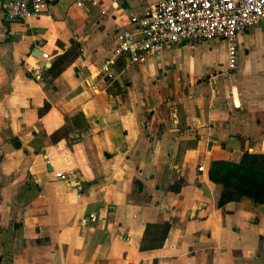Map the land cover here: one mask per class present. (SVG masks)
Segmentation results:
<instances>
[{"label":"crops","instance_id":"0c3cea01","mask_svg":"<svg viewBox=\"0 0 264 264\" xmlns=\"http://www.w3.org/2000/svg\"><path fill=\"white\" fill-rule=\"evenodd\" d=\"M4 1L0 264H264V204H218L207 175L264 154V21L238 34L234 71L212 39L117 56L105 83L114 32L158 0H58L24 20Z\"/></svg>","mask_w":264,"mask_h":264},{"label":"built area","instance_id":"2783aa9c","mask_svg":"<svg viewBox=\"0 0 264 264\" xmlns=\"http://www.w3.org/2000/svg\"><path fill=\"white\" fill-rule=\"evenodd\" d=\"M58 0H5L4 16L24 20L48 13V5ZM83 7L92 0H67ZM264 21V0H158L139 16H130L131 29H118L112 37L110 55L98 68L103 82L113 78L110 68L117 56L140 62L181 43L220 39L226 43V70L234 71L237 36ZM47 58L46 54L41 55ZM38 69V67H37ZM72 172L55 173L68 179Z\"/></svg>","mask_w":264,"mask_h":264},{"label":"trees","instance_id":"16d2710c","mask_svg":"<svg viewBox=\"0 0 264 264\" xmlns=\"http://www.w3.org/2000/svg\"><path fill=\"white\" fill-rule=\"evenodd\" d=\"M207 175L212 183L221 188L218 204L242 197L258 205L264 204V154L244 151L237 162L211 161Z\"/></svg>","mask_w":264,"mask_h":264},{"label":"rangeland","instance_id":"374dc122","mask_svg":"<svg viewBox=\"0 0 264 264\" xmlns=\"http://www.w3.org/2000/svg\"><path fill=\"white\" fill-rule=\"evenodd\" d=\"M203 49L206 51V50H208L209 48L204 47ZM210 49H211V50H210V55H211V56H216V55H217V50H216L215 46H210Z\"/></svg>","mask_w":264,"mask_h":264},{"label":"water","instance_id":"95a60500","mask_svg":"<svg viewBox=\"0 0 264 264\" xmlns=\"http://www.w3.org/2000/svg\"><path fill=\"white\" fill-rule=\"evenodd\" d=\"M36 54H38V51H34L33 52V55H36ZM76 183V182H75ZM76 184H74V186H75Z\"/></svg>","mask_w":264,"mask_h":264}]
</instances>
